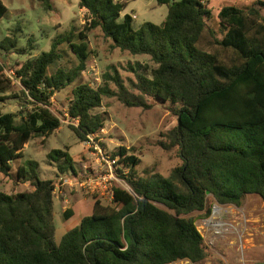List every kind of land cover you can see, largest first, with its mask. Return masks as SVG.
Instances as JSON below:
<instances>
[{
    "label": "trees",
    "instance_id": "obj_1",
    "mask_svg": "<svg viewBox=\"0 0 264 264\" xmlns=\"http://www.w3.org/2000/svg\"><path fill=\"white\" fill-rule=\"evenodd\" d=\"M40 1L47 10L53 7L51 0ZM125 2L78 0L87 24L59 34L48 51L16 62L18 83L0 63V101L14 99L20 107L0 111V174L12 179L16 169L14 181L31 186L0 191V264L195 263L207 257V247L194 213L208 218L214 203L241 206L247 195L264 201V0L219 9L209 0H157L168 8L165 20L138 28L133 14L122 15ZM7 11L0 1V20ZM95 29L113 49L147 56L155 66L148 74L128 63L133 78L126 80L109 66L97 89L79 80L93 53L89 34ZM18 43L16 35L7 36L0 50L17 49L22 56L33 49ZM63 46L74 55V65H60ZM14 84L19 94L12 92ZM67 88L66 115L76 122L69 128L82 142L97 140L104 129L105 118L95 110L105 98L144 110L167 105L177 123L159 145L166 153L175 151L180 164L166 176L140 172L141 160L119 147L111 157L118 159L116 173L132 192L114 188L111 205L95 200L91 214L58 242L56 182L41 178L31 160L14 166L30 141L60 129L52 98ZM48 156L60 181L79 176L70 152L55 149ZM72 216L71 209L64 213L65 219Z\"/></svg>",
    "mask_w": 264,
    "mask_h": 264
},
{
    "label": "rangeland",
    "instance_id": "obj_2",
    "mask_svg": "<svg viewBox=\"0 0 264 264\" xmlns=\"http://www.w3.org/2000/svg\"><path fill=\"white\" fill-rule=\"evenodd\" d=\"M8 9L0 20V41L7 36L16 35L18 47L32 46L27 55H18L17 49L10 53L0 50V63L5 64V70H14L16 62H24L29 56H37L51 48L52 41L59 34H67L74 29L80 31L87 24V12L78 6V0H51L53 6L45 9L40 0H0ZM125 2V0H117ZM256 0H209L214 9L224 5L246 6ZM124 14H135L133 26L138 28L145 22L161 24L168 13L166 5H158L157 0H128L125 2ZM92 55L87 69L79 80L91 82L95 75L104 74L109 66L117 68L123 80L133 78L128 71V63L135 64L141 71L150 73L155 66L149 57H131L126 52L113 49L111 42L103 37L99 29L89 34ZM64 47V46H63ZM28 49V48H27ZM63 50L60 65L69 67L76 63L72 53ZM67 54H66V53ZM113 87V85H112ZM12 92L19 94V85L14 84ZM71 88L57 93L53 98L52 110L62 120V126L47 139H34L24 148V157L19 164L31 160L36 163L41 178L54 180L56 191L54 196V218L56 224V239L59 242L63 234L79 225L80 220L93 210L95 200L106 205L112 204L109 192L90 190L84 183L85 178L104 176L109 173L107 161L119 147H124L141 160L138 166L140 172L158 171L168 175L170 170L180 164L175 151L166 153L159 145L163 134L172 129L177 119L168 110L167 105L155 104L152 109L144 110L136 107H125L116 99H104L101 107L95 110L105 118L104 129L97 140L80 141L69 125L66 115L67 100ZM20 107L12 100L0 101V111L10 113L19 111ZM61 112V113H60ZM104 144L105 147H102ZM70 152L76 162L78 177L68 176L66 182L60 181L54 161L48 154L52 150ZM15 170L12 179L0 174V191L18 193L31 189L30 184L17 183ZM113 170L116 180L110 182L112 188L120 187L132 192L124 179ZM162 207V206H160ZM71 209L73 216L64 218V213ZM193 215L199 217V230L203 243L207 247V257L199 262L180 260L171 264H256L264 261V201L257 195H247L241 206L232 204L212 205V214L204 218L201 212Z\"/></svg>",
    "mask_w": 264,
    "mask_h": 264
},
{
    "label": "built area",
    "instance_id": "obj_3",
    "mask_svg": "<svg viewBox=\"0 0 264 264\" xmlns=\"http://www.w3.org/2000/svg\"><path fill=\"white\" fill-rule=\"evenodd\" d=\"M128 1V0H125ZM133 19H136V15L133 14L132 15ZM5 75L12 80L14 83H18L15 79V74H14V70H5ZM101 80L99 75H95L94 80L89 82L90 86L93 87L94 89H97L98 86L100 85ZM91 141V137H89V141H87L88 143H90ZM118 159L117 158H112L109 157L108 161H107V165H108V169H109V173L104 175V176H96V177H89V178H85L84 183L85 185L91 190L93 191H101L102 193H104L105 191L109 192L110 196L114 197V188L111 187L110 182L116 180V177L113 175V170L117 169L118 163H117ZM66 182V179L63 178L62 179V183ZM57 189H55L56 191Z\"/></svg>",
    "mask_w": 264,
    "mask_h": 264
},
{
    "label": "crops",
    "instance_id": "obj_4",
    "mask_svg": "<svg viewBox=\"0 0 264 264\" xmlns=\"http://www.w3.org/2000/svg\"><path fill=\"white\" fill-rule=\"evenodd\" d=\"M122 15H124V12L122 13ZM67 232V231H66Z\"/></svg>",
    "mask_w": 264,
    "mask_h": 264
}]
</instances>
